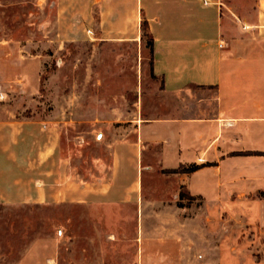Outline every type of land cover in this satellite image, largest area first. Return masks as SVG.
<instances>
[{"label":"crops","instance_id":"crops-1","mask_svg":"<svg viewBox=\"0 0 264 264\" xmlns=\"http://www.w3.org/2000/svg\"><path fill=\"white\" fill-rule=\"evenodd\" d=\"M118 1L99 0L109 8ZM125 1L136 8L138 26L141 11L144 14L153 38L151 72L173 103L161 117L132 123L118 135L114 131L108 143V174L92 183L72 176L68 160L60 154L57 127L44 120L47 115L19 112L17 103L4 110L0 104V201L12 205L92 201L103 206L102 212L111 209L120 215L114 206L133 205L139 238L136 256L127 243L124 252L117 253L113 241L108 244L114 251L102 259L103 264L109 259L122 264H181L176 229L186 225L189 256L194 260L199 237L204 236L206 254L211 252L215 229L221 237L247 229L264 234V32L239 31L221 0H200L203 12L176 24L163 20L162 0ZM115 24L116 17L103 12V31L95 39L104 44L131 39V31H118ZM255 24L244 27H258L264 21ZM13 62L18 71L20 59ZM23 77L18 90L35 93L36 84ZM152 162L163 171L199 166L164 177L177 186L172 193L177 197L174 207L164 203L167 190L158 196L144 188L142 168L144 164L151 168ZM186 210L185 219L174 218ZM231 247L223 249L222 258L226 250L238 253ZM60 263L46 253L29 261ZM77 264H100V259L97 252L91 257L82 252Z\"/></svg>","mask_w":264,"mask_h":264},{"label":"rangeland","instance_id":"rangeland-1","mask_svg":"<svg viewBox=\"0 0 264 264\" xmlns=\"http://www.w3.org/2000/svg\"><path fill=\"white\" fill-rule=\"evenodd\" d=\"M188 4L162 0L163 20L176 24L203 12L200 0ZM221 7L239 31L264 32V24L244 27L264 21V0H221ZM103 12L116 17L118 31H131V39L106 44L95 39L103 31ZM136 12L125 0L111 8L102 7L99 0H0V92L4 93H0V104L4 110H12L17 103L19 112L47 115L44 120L57 127L60 154L68 160L72 176L78 174L86 182L107 176L108 143L114 131L118 135L132 123L161 117L167 104L173 103L152 75L149 35L142 27L145 17L140 14L138 26ZM16 59L21 61L18 71L14 69ZM23 76L36 84L35 93L18 90ZM151 165L142 168L145 190L149 187L158 196L167 190L164 203L174 207L177 197L172 193L177 186L164 178L174 173L161 170L156 162ZM94 203L61 200L12 205L0 201V264H29L45 253L58 257L62 264H77L82 252L90 257L97 252L103 264L102 259L114 251L108 244L113 241L117 253H123L127 243L130 254L136 256L139 238L134 206H114L120 215L111 209L104 213L103 206ZM187 216L188 210L174 218ZM186 230L187 225L176 229L181 264H264L262 232L247 229L221 237L220 231L213 230L208 253L213 261L206 254L202 235L197 257L190 258ZM230 245L231 251L239 250L236 255L227 251ZM223 249L227 250L222 258ZM109 264L122 263L109 259Z\"/></svg>","mask_w":264,"mask_h":264},{"label":"trees","instance_id":"trees-1","mask_svg":"<svg viewBox=\"0 0 264 264\" xmlns=\"http://www.w3.org/2000/svg\"><path fill=\"white\" fill-rule=\"evenodd\" d=\"M141 14L143 15V12L141 11ZM142 27H143V30L147 32V34L149 35L148 37V45H149V48H150V52L152 50V35L149 31V28H148V23L146 21V19L143 20V23H142ZM241 154H247V153H241ZM199 168V166L197 165H192L190 167H179L178 169H174V170H167L166 172L168 173H189V172H193L195 170H197ZM180 198L181 196L183 195V192L180 191Z\"/></svg>","mask_w":264,"mask_h":264}]
</instances>
